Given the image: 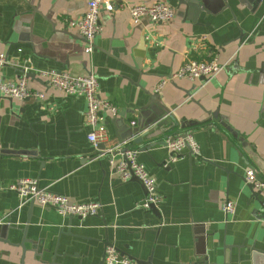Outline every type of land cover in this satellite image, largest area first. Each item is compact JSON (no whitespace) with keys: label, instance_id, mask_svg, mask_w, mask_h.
I'll return each mask as SVG.
<instances>
[{"label":"crops","instance_id":"crops-1","mask_svg":"<svg viewBox=\"0 0 264 264\" xmlns=\"http://www.w3.org/2000/svg\"><path fill=\"white\" fill-rule=\"evenodd\" d=\"M158 2L174 8L171 21H132L130 5ZM86 10V0H0L2 74L16 80L24 65L95 74L101 97L118 107L115 116L102 113L104 148L137 149L159 201L155 210L137 207L144 186L120 180L87 139L86 99L49 88L36 74L28 86L45 99L0 95V179L6 187L34 178L73 202L102 207L70 218L21 205L3 189L0 264H105L107 244L130 264H264V191L245 180L250 167L264 180V0H119L100 14L93 53L68 24ZM213 57L233 61L210 82L173 77L189 58ZM186 132L199 153L186 148L167 164L165 139ZM224 199L236 202L234 215L223 211Z\"/></svg>","mask_w":264,"mask_h":264},{"label":"built area","instance_id":"built-area-1","mask_svg":"<svg viewBox=\"0 0 264 264\" xmlns=\"http://www.w3.org/2000/svg\"><path fill=\"white\" fill-rule=\"evenodd\" d=\"M86 12L68 21V24L76 27L84 42V49L88 53H93L96 49V38L102 32L100 23L102 11L113 12L119 5V0H86ZM132 21L138 22L147 17L153 22H169L174 16V8L167 3L158 2L150 5L133 4L129 7ZM233 61L230 58L226 63L219 61L217 57L208 60L189 58L173 77L185 78L192 82L200 81L207 83L213 80L228 64ZM8 62L5 53L0 52V95L7 98L23 100L25 98H35L43 100L46 95L41 91H34L28 86L29 73L34 72L46 81L49 88L58 89L72 96H83L87 102V109L84 113V120L90 130L87 134L88 141L94 146L107 144L109 141L108 125L103 112L110 115L118 114V107L112 101L104 99L99 93V81L95 74L72 75L69 72L57 70L34 71L31 66L24 65L21 77L12 80L7 79L2 74V67ZM167 82L163 79L159 84V89ZM134 125L135 122H132ZM176 137V138H175ZM165 144L170 152L167 164L176 162L188 148L193 154L199 153V146L191 132H186L183 136H169L165 139ZM102 154L109 156L110 165L114 173L123 182L136 178L144 186L145 197L137 203V207L146 210L152 205H157L159 196L157 193L156 179L149 174L145 165L138 159V150L130 147L125 142L118 143L108 148H104ZM245 180L248 185H252L257 191H264V180L259 178L258 171L247 168ZM8 189L15 192L21 205L27 202H34L42 208H54L63 216H73L86 218L97 215L102 207L98 201L76 203L67 196L40 187L38 180L34 178H21L9 183L6 187L0 179V191ZM222 209L226 215H234L236 202L232 199H224ZM104 255L105 264H130L132 260L120 254L112 245L106 246Z\"/></svg>","mask_w":264,"mask_h":264},{"label":"water","instance_id":"water-1","mask_svg":"<svg viewBox=\"0 0 264 264\" xmlns=\"http://www.w3.org/2000/svg\"><path fill=\"white\" fill-rule=\"evenodd\" d=\"M36 76V74L34 73V72H31V73H29V77H35ZM188 94L189 95H191L190 94V92H188ZM153 98H152V101H155V102H157V99H158V96L157 95H153L152 96ZM215 116H217L216 115V113L214 114ZM183 135H185V133H182L181 135H178V136H183ZM132 137V136H131ZM176 138V137H175ZM135 140V142H138V143H141L142 142V138L140 137V136H137L136 137V139H134ZM159 144H161V143H159ZM156 145V142H154V141H152L149 145H147L146 147H144V149H150L151 147H153V146H155ZM99 147L100 148H102V150L104 149V144H102V145H99ZM191 153V155H193V153L192 152H190ZM260 179H261V177H259ZM133 180H137L136 178H134ZM250 187H251V189L253 188V186L252 185H249ZM260 192V191H259ZM259 192H253V194L254 195H256L257 197L259 196ZM33 205H34V202H31V207H33ZM150 209H153V210H155L156 208H155V205H152L151 206V208ZM70 218L71 217H73V216H69ZM79 218H81V217H79ZM70 225H72V223H70ZM1 227V226H0ZM108 245H111V244H107V246ZM104 262V261H103Z\"/></svg>","mask_w":264,"mask_h":264},{"label":"rangeland","instance_id":"rangeland-1","mask_svg":"<svg viewBox=\"0 0 264 264\" xmlns=\"http://www.w3.org/2000/svg\"><path fill=\"white\" fill-rule=\"evenodd\" d=\"M3 184V183H2ZM34 204H36V203H34Z\"/></svg>","mask_w":264,"mask_h":264}]
</instances>
